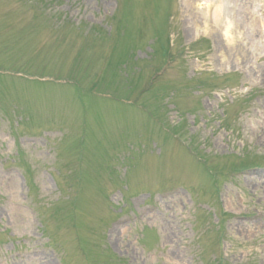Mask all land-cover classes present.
<instances>
[{"label": "rangeland", "instance_id": "rangeland-1", "mask_svg": "<svg viewBox=\"0 0 264 264\" xmlns=\"http://www.w3.org/2000/svg\"><path fill=\"white\" fill-rule=\"evenodd\" d=\"M224 1L230 37L201 0H0V264H264V0Z\"/></svg>", "mask_w": 264, "mask_h": 264}, {"label": "bare ground", "instance_id": "bare-ground-1", "mask_svg": "<svg viewBox=\"0 0 264 264\" xmlns=\"http://www.w3.org/2000/svg\"><path fill=\"white\" fill-rule=\"evenodd\" d=\"M199 1V0H198ZM203 1V3L208 4V5H214V11L212 13L208 14H203L204 19L207 21L208 18H210V21H213L214 24H216V28L222 27L223 23L225 22V20L229 21L226 22V28H224L223 30L226 31V34L230 37L231 36V26L234 25L235 19L233 17H230L229 15L226 17V13H225V1L224 0H201ZM225 13V15H224ZM234 20H233V19ZM205 29H207V27L205 26ZM197 31H199V29L197 28Z\"/></svg>", "mask_w": 264, "mask_h": 264}]
</instances>
